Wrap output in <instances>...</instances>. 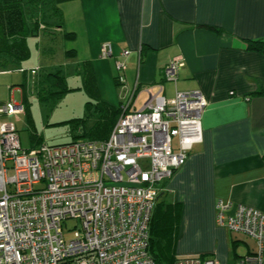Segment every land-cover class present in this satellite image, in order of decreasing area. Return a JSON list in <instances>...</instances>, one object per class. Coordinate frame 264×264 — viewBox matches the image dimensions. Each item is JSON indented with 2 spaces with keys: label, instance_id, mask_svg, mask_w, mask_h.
Segmentation results:
<instances>
[{
  "label": "crops",
  "instance_id": "0c3cea01",
  "mask_svg": "<svg viewBox=\"0 0 264 264\" xmlns=\"http://www.w3.org/2000/svg\"><path fill=\"white\" fill-rule=\"evenodd\" d=\"M56 2L62 27L53 32L76 35L70 41L63 38L75 50L71 65L76 70L88 65L98 92L116 108L123 95L116 62L125 51L127 84L139 86L137 108L148 99L147 90L157 92L159 85L167 98L198 90L208 100L203 142L192 147L189 160L164 184L158 201L182 204L183 234L210 244L181 248L177 256L206 255L232 264L256 253L257 244L255 250L247 243L245 255H237L244 240L217 225L216 205L230 202L229 214L238 205L264 212V94L255 95L264 90V53L245 47L246 41L264 42V0ZM106 43L112 55L104 59L101 48ZM176 59L184 66L177 80L169 82L164 70ZM22 64L6 71L19 73ZM233 241L235 260L230 258Z\"/></svg>",
  "mask_w": 264,
  "mask_h": 264
},
{
  "label": "built area",
  "instance_id": "2783aa9c",
  "mask_svg": "<svg viewBox=\"0 0 264 264\" xmlns=\"http://www.w3.org/2000/svg\"><path fill=\"white\" fill-rule=\"evenodd\" d=\"M101 52L109 58L111 45ZM128 53L116 62L122 114L107 140L24 150L9 120L24 106L0 103V264H159L149 252L153 212L164 184L203 142L209 103L198 90L167 98L159 85L137 108L139 86L126 79ZM183 66L171 61L164 78L175 82ZM231 207L217 203V225L257 244L256 253L232 264H264V212L238 205L229 214ZM68 220L79 224L71 239ZM174 264L222 263L198 255L177 256Z\"/></svg>",
  "mask_w": 264,
  "mask_h": 264
},
{
  "label": "rangeland",
  "instance_id": "374dc122",
  "mask_svg": "<svg viewBox=\"0 0 264 264\" xmlns=\"http://www.w3.org/2000/svg\"><path fill=\"white\" fill-rule=\"evenodd\" d=\"M30 15L31 10L23 8L2 15L1 21L4 31H8V22H16V28L24 32L21 34L24 38L22 42L28 53L22 64L27 70L25 74L0 71V101L12 100L24 106L21 114L9 118L17 128L22 148L32 150L42 144L56 146L77 140L106 139L111 131L116 105L107 102L106 98L105 101L98 92L88 65L80 64L78 70L76 64L71 65L69 56L64 53L65 48L72 49L70 43L63 40L62 34L53 32L54 26L45 25V30L48 31L40 30L38 35L26 36L25 32H30L34 27ZM49 16L52 17V23L58 21L52 13ZM34 68L38 69L37 75L31 74ZM59 71L65 79L64 92L61 87L47 86L45 81L49 74H57ZM176 143L177 139H174V144ZM78 228L76 221L68 220L64 226L65 237L71 239ZM183 229L182 219L170 228L166 243L169 253L172 251L177 254L181 248H198L210 244V241L200 236L184 235ZM232 234L239 235L238 237L244 240L238 244L237 255H245L248 250L245 245L247 243L256 250V242L253 239L240 233ZM234 246L233 241L229 246L230 258L235 260ZM200 256L204 260L210 257Z\"/></svg>",
  "mask_w": 264,
  "mask_h": 264
},
{
  "label": "trees",
  "instance_id": "16d2710c",
  "mask_svg": "<svg viewBox=\"0 0 264 264\" xmlns=\"http://www.w3.org/2000/svg\"><path fill=\"white\" fill-rule=\"evenodd\" d=\"M23 8H28L31 10L30 19L34 21V27L30 32L28 30L25 32L26 36L38 35L40 30H45L47 26H54V28L62 27L61 10L57 7L56 0H0V71H6L9 65L20 66L25 58H27L28 53L25 49L26 46L23 44L24 38L21 36L24 32H20L16 27L15 21L8 22V31H4L2 26V15L7 13H12L15 11L22 10ZM54 15L56 20L52 23V17L50 14ZM52 20V21H51ZM217 33H222L221 30L211 27V26H200ZM63 38L67 41L74 40L76 38L75 33L65 32ZM245 47L248 51H257L264 53V42L263 41H246ZM67 56L71 57L75 55V50H68L66 52ZM27 70L24 69L22 73H26ZM47 86H58L62 88V91H66L65 79L61 75V72L57 74H49L46 78ZM117 82V78H116ZM117 85L118 82H117ZM264 90L256 93L255 95H263ZM122 112L118 107L114 110V117L112 122V127L110 134L120 118ZM109 134V136H110ZM106 139L98 140L104 141ZM97 141V140H94ZM160 196V195H159ZM159 200V197H158ZM156 203L153 216L150 223V242H149V252L154 260L159 264H174L177 260V254L170 252L167 249L166 243L170 234H168L170 228L179 223L182 219V204L180 203H168L163 201H158Z\"/></svg>",
  "mask_w": 264,
  "mask_h": 264
}]
</instances>
